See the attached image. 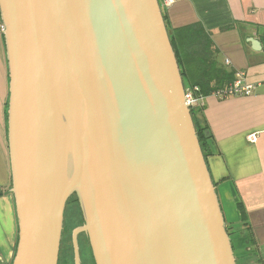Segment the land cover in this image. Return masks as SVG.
Here are the masks:
<instances>
[{
	"label": "water",
	"instance_id": "1",
	"mask_svg": "<svg viewBox=\"0 0 264 264\" xmlns=\"http://www.w3.org/2000/svg\"><path fill=\"white\" fill-rule=\"evenodd\" d=\"M0 17L11 264H57L73 194L74 264L82 234L95 264H236L158 0H0Z\"/></svg>",
	"mask_w": 264,
	"mask_h": 264
},
{
	"label": "crops",
	"instance_id": "2",
	"mask_svg": "<svg viewBox=\"0 0 264 264\" xmlns=\"http://www.w3.org/2000/svg\"><path fill=\"white\" fill-rule=\"evenodd\" d=\"M162 13L170 29L200 23L210 33L221 65L233 77L243 71L244 80L256 84L247 96L204 95L201 113L207 128L205 163L225 226L236 232L246 228L253 238L254 252L247 255L238 247L235 258L241 264H264V0H174ZM7 97L0 20V264H11L17 242L16 214L8 190ZM250 134L255 141L249 140Z\"/></svg>",
	"mask_w": 264,
	"mask_h": 264
},
{
	"label": "trees",
	"instance_id": "3",
	"mask_svg": "<svg viewBox=\"0 0 264 264\" xmlns=\"http://www.w3.org/2000/svg\"><path fill=\"white\" fill-rule=\"evenodd\" d=\"M163 17L166 23L164 14ZM166 27L169 31V39L175 53L184 88L197 86V93L207 95L215 88L231 81L233 74L227 71L219 62L217 58L218 50L210 37V33L200 23H192L173 29L168 28L166 23ZM6 110L7 101L5 103V119H7ZM201 110H191V116L205 157L207 128L204 124ZM207 153H209V150ZM81 223H83V220ZM230 230V228L226 227L234 256H236L235 250L238 247H242L244 249L243 253L247 255L254 252L251 246L253 238L246 228L242 232H240L241 230L237 232ZM246 247H250V250H245ZM236 264L241 263L236 260Z\"/></svg>",
	"mask_w": 264,
	"mask_h": 264
},
{
	"label": "rangeland",
	"instance_id": "4",
	"mask_svg": "<svg viewBox=\"0 0 264 264\" xmlns=\"http://www.w3.org/2000/svg\"><path fill=\"white\" fill-rule=\"evenodd\" d=\"M163 11V10H162ZM83 220L81 208L76 195H71L66 203L63 216V243L60 253L59 264H74L73 263V247L71 241V232L76 227L81 225ZM78 244H81V261L83 264H94L91 255V250L87 239L80 235ZM86 240V241H85Z\"/></svg>",
	"mask_w": 264,
	"mask_h": 264
},
{
	"label": "built area",
	"instance_id": "5",
	"mask_svg": "<svg viewBox=\"0 0 264 264\" xmlns=\"http://www.w3.org/2000/svg\"><path fill=\"white\" fill-rule=\"evenodd\" d=\"M174 2V0H158L161 10L168 7ZM228 62V61H227ZM256 87V84L246 82L244 80V72L236 71L234 77L230 83L225 86L215 88L210 94L217 97L226 96H247L251 95ZM198 87H187L184 92V100L187 107L191 110L201 109L204 106V95L197 93ZM250 141H255L254 134L248 135Z\"/></svg>",
	"mask_w": 264,
	"mask_h": 264
},
{
	"label": "flooded vegetation",
	"instance_id": "6",
	"mask_svg": "<svg viewBox=\"0 0 264 264\" xmlns=\"http://www.w3.org/2000/svg\"><path fill=\"white\" fill-rule=\"evenodd\" d=\"M63 234H64V227H63V229H62V236H61V240H60V245H59V253H58V261H57V264H59V262H60V259H59V257H60V253H61V248H62V241H63ZM80 236V235H79ZM79 236H78V238H79ZM83 237H85V239H87L86 238V236L85 235H83ZM79 240V239H78ZM86 241V240H85ZM78 247H79V256H80V261H81V244L79 243L78 244ZM90 247V246H89ZM92 255V254H91ZM74 263V262H73ZM81 264H83V262L81 261Z\"/></svg>",
	"mask_w": 264,
	"mask_h": 264
},
{
	"label": "bare ground",
	"instance_id": "7",
	"mask_svg": "<svg viewBox=\"0 0 264 264\" xmlns=\"http://www.w3.org/2000/svg\"><path fill=\"white\" fill-rule=\"evenodd\" d=\"M3 28V27H2Z\"/></svg>",
	"mask_w": 264,
	"mask_h": 264
}]
</instances>
